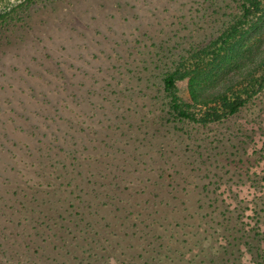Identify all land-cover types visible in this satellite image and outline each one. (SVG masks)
Segmentation results:
<instances>
[{"label":"trees","instance_id":"trees-1","mask_svg":"<svg viewBox=\"0 0 264 264\" xmlns=\"http://www.w3.org/2000/svg\"><path fill=\"white\" fill-rule=\"evenodd\" d=\"M35 4L21 0L0 10V33L13 31L23 20L17 12L27 13ZM263 12L264 0H227L211 13L209 35L200 38L199 28L175 50L160 46L154 59L126 61L127 89H117L120 80L107 84L114 100L108 97L99 106L106 113L93 127L65 115L68 105L54 107L41 120L36 115L31 135L42 145L28 156L30 174L20 170L13 154L0 169L9 173L0 185V264H191L182 250L199 246L187 242L177 248L172 240L185 244L183 237L196 239L195 232L212 237L222 226L229 230L227 221L235 225L230 231L250 232L217 215L219 205L204 191L191 200L192 190L183 186L187 179L178 177L185 175V164L177 151L180 140L202 141V131L239 115L255 97V87L238 84L212 94L208 85L210 74ZM56 70L59 65L45 72L63 88L67 78ZM183 82L187 100L180 95ZM136 90L146 107L132 108ZM89 100L80 97L81 110Z\"/></svg>","mask_w":264,"mask_h":264},{"label":"rangeland","instance_id":"rangeland-1","mask_svg":"<svg viewBox=\"0 0 264 264\" xmlns=\"http://www.w3.org/2000/svg\"><path fill=\"white\" fill-rule=\"evenodd\" d=\"M19 1L0 3V10ZM226 1L35 0L27 13L18 11L23 20L10 33H0V128L7 131L6 136L0 135V169L13 154L20 170L30 174L28 156L42 145L36 142L39 136L31 135L36 115L41 120L39 117L54 112L60 104L69 106L64 113L73 121L85 123V127L97 125L106 113L99 106L108 97L114 100L113 88L107 84L120 80L117 89H127L126 61L138 65L154 59L160 46L175 50L191 41L188 37L194 38L199 28L200 38L209 35L213 31L210 15ZM181 48L173 53L178 55ZM58 65L67 78L63 88H56L55 79L45 72ZM112 67L116 68L112 71ZM238 84L255 87L251 90L255 97L239 115L202 131V141L180 140L177 152L186 176L178 177L187 179L183 186L192 190L189 197L195 199L191 200L196 201L204 191L215 198V207L219 205L217 215L225 214L238 228L250 232L230 231L235 225L227 221L229 230L222 226L212 237L195 232L196 239L183 237L185 244L172 240L177 248L187 242L199 246L182 250L191 264H264V12L254 17L244 38L210 74L208 86L210 93L218 94ZM179 89L185 100L190 99L187 82ZM66 92L77 98L68 99ZM80 97L90 99L83 110ZM134 102L123 110L148 105L137 90ZM99 111L102 114L96 116ZM8 174L0 170V185ZM207 251L214 253L212 257L204 256Z\"/></svg>","mask_w":264,"mask_h":264}]
</instances>
